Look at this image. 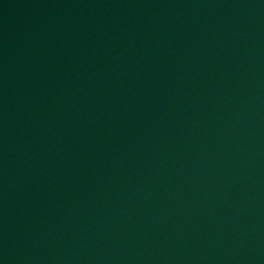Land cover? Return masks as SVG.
Masks as SVG:
<instances>
[{"label":"water","instance_id":"1","mask_svg":"<svg viewBox=\"0 0 264 264\" xmlns=\"http://www.w3.org/2000/svg\"><path fill=\"white\" fill-rule=\"evenodd\" d=\"M0 264H264V0H0Z\"/></svg>","mask_w":264,"mask_h":264}]
</instances>
